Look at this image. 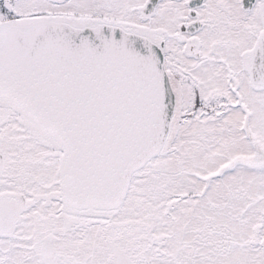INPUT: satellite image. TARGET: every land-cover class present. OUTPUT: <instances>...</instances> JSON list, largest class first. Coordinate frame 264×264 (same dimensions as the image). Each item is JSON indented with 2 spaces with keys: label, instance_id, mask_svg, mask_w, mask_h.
Instances as JSON below:
<instances>
[{
  "label": "snow or ice",
  "instance_id": "6c2138e0",
  "mask_svg": "<svg viewBox=\"0 0 264 264\" xmlns=\"http://www.w3.org/2000/svg\"><path fill=\"white\" fill-rule=\"evenodd\" d=\"M0 264H264V0H0Z\"/></svg>",
  "mask_w": 264,
  "mask_h": 264
}]
</instances>
